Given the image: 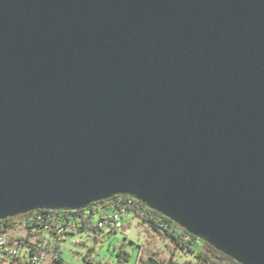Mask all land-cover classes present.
Returning <instances> with one entry per match:
<instances>
[{
    "label": "water",
    "instance_id": "obj_1",
    "mask_svg": "<svg viewBox=\"0 0 264 264\" xmlns=\"http://www.w3.org/2000/svg\"><path fill=\"white\" fill-rule=\"evenodd\" d=\"M117 195L264 264V0H0V221Z\"/></svg>",
    "mask_w": 264,
    "mask_h": 264
},
{
    "label": "built area",
    "instance_id": "obj_2",
    "mask_svg": "<svg viewBox=\"0 0 264 264\" xmlns=\"http://www.w3.org/2000/svg\"><path fill=\"white\" fill-rule=\"evenodd\" d=\"M138 201L134 196H126L124 201L120 198L119 203L113 202L120 210L105 216L100 215L101 210L98 208H95V212L90 210L92 205L84 209L32 211L19 219L13 230L0 233V239L16 238L14 246L0 247V264H67L60 257V245L68 236L93 233L94 229L111 236L125 228L124 217L127 214L135 215V209L140 216L159 222L158 213L161 212L157 211L156 216H148L151 208L141 206ZM185 238L186 241L190 240L189 237Z\"/></svg>",
    "mask_w": 264,
    "mask_h": 264
},
{
    "label": "trees",
    "instance_id": "obj_3",
    "mask_svg": "<svg viewBox=\"0 0 264 264\" xmlns=\"http://www.w3.org/2000/svg\"><path fill=\"white\" fill-rule=\"evenodd\" d=\"M120 198L124 201L126 196L117 195L107 200L96 202L90 207V210L95 212V208H98V210H101L100 215L103 216L109 214L108 210L116 212L120 209L118 205L113 204V202L116 200L119 201ZM138 204L141 206H148V204L142 203L141 201H138ZM150 208L148 215L156 216L157 211L152 209V207ZM129 209L132 211L134 210L133 208ZM134 212L136 217L148 223V231L151 235L148 242L140 247L139 260L141 264H177L175 259L179 253L184 255L194 254L197 259L195 264H239L235 259L217 250L208 242L193 236V234L186 231V229L178 225V223L163 216L162 213H158L159 222H155L153 219L140 216L139 211L136 209ZM27 214L28 213L22 215L26 216ZM10 218L0 222V233H6L15 228L14 225L18 220L12 223ZM100 231V229H94V233H100ZM160 235H165L168 238V242L164 247L159 245ZM185 237H189L190 240L186 241ZM129 258L130 253L127 252L124 247L120 248L117 258L118 264H126Z\"/></svg>",
    "mask_w": 264,
    "mask_h": 264
},
{
    "label": "rangeland",
    "instance_id": "obj_4",
    "mask_svg": "<svg viewBox=\"0 0 264 264\" xmlns=\"http://www.w3.org/2000/svg\"><path fill=\"white\" fill-rule=\"evenodd\" d=\"M114 212L108 210V213ZM24 215L10 218L11 222L24 218ZM125 228L109 236L107 232L87 233L72 237L68 236L61 242V258L67 264H118V252L120 248L130 253L126 264H141L140 247L150 239L148 223L133 214L124 217ZM162 247L168 242L167 236H159ZM194 254H177V264H195Z\"/></svg>",
    "mask_w": 264,
    "mask_h": 264
},
{
    "label": "bare ground",
    "instance_id": "obj_5",
    "mask_svg": "<svg viewBox=\"0 0 264 264\" xmlns=\"http://www.w3.org/2000/svg\"><path fill=\"white\" fill-rule=\"evenodd\" d=\"M115 202H118V200H116ZM151 213V212H150ZM149 216V215H148ZM15 239L16 238H12V237H2L0 239V247H7V245H15Z\"/></svg>",
    "mask_w": 264,
    "mask_h": 264
}]
</instances>
